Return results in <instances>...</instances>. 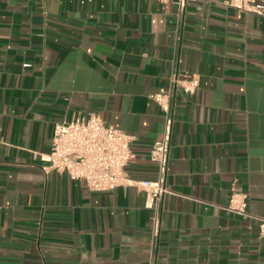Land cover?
I'll return each instance as SVG.
<instances>
[{"label":"crops","instance_id":"obj_1","mask_svg":"<svg viewBox=\"0 0 264 264\" xmlns=\"http://www.w3.org/2000/svg\"><path fill=\"white\" fill-rule=\"evenodd\" d=\"M177 89L157 208L137 185ZM98 111L133 135L128 180L45 172L56 122ZM248 192L228 210L231 184ZM160 230L153 233V216ZM264 15L221 0H0V264H264Z\"/></svg>","mask_w":264,"mask_h":264},{"label":"built area","instance_id":"obj_2","mask_svg":"<svg viewBox=\"0 0 264 264\" xmlns=\"http://www.w3.org/2000/svg\"><path fill=\"white\" fill-rule=\"evenodd\" d=\"M184 9L191 0H173ZM221 3L240 11H252L264 15V0H221ZM200 86L198 74L174 72L168 86L161 87L151 97L165 111V129L151 148V158L157 163V175L142 179L137 185L145 191L144 206L157 208L171 190L166 184L171 135L174 122L173 100L177 89L194 93ZM133 135L126 130L107 123L98 111L76 114L54 125L52 145L43 170L67 172L70 178L81 179L92 190H113L128 180L126 166L134 156L131 147ZM229 200L225 207L233 212L250 215L247 210L248 192L231 184ZM155 235L160 230V215L153 217ZM259 228L264 235V216H258Z\"/></svg>","mask_w":264,"mask_h":264}]
</instances>
